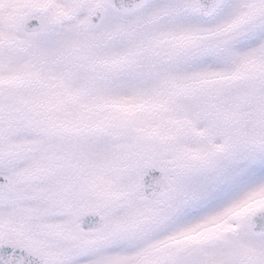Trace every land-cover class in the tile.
I'll return each mask as SVG.
<instances>
[{
	"label": "snow or ice",
	"instance_id": "1",
	"mask_svg": "<svg viewBox=\"0 0 264 264\" xmlns=\"http://www.w3.org/2000/svg\"><path fill=\"white\" fill-rule=\"evenodd\" d=\"M0 264H264V0H0Z\"/></svg>",
	"mask_w": 264,
	"mask_h": 264
}]
</instances>
